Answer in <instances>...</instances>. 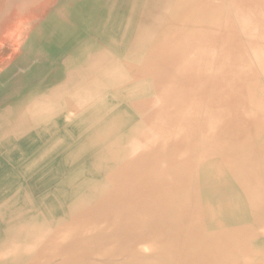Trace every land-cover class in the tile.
I'll use <instances>...</instances> for the list:
<instances>
[{
  "label": "bare ground",
  "instance_id": "6f19581e",
  "mask_svg": "<svg viewBox=\"0 0 264 264\" xmlns=\"http://www.w3.org/2000/svg\"><path fill=\"white\" fill-rule=\"evenodd\" d=\"M33 32L63 80L0 108V264H264V0H65Z\"/></svg>",
  "mask_w": 264,
  "mask_h": 264
},
{
  "label": "rangeland",
  "instance_id": "374dc122",
  "mask_svg": "<svg viewBox=\"0 0 264 264\" xmlns=\"http://www.w3.org/2000/svg\"><path fill=\"white\" fill-rule=\"evenodd\" d=\"M8 1L0 0V10L9 7ZM63 3L65 0H21L16 5L20 24L16 38L10 36L18 48L10 53L13 45L4 38L0 46V65L6 64L0 67V108L23 97L45 95L63 80V68L59 64L65 50L61 46L51 47L49 38L33 36L35 23L46 18L55 7ZM108 89V84L102 86L95 96L107 94ZM88 101L86 98L79 108L82 116L92 107L87 105Z\"/></svg>",
  "mask_w": 264,
  "mask_h": 264
},
{
  "label": "crops",
  "instance_id": "0c3cea01",
  "mask_svg": "<svg viewBox=\"0 0 264 264\" xmlns=\"http://www.w3.org/2000/svg\"><path fill=\"white\" fill-rule=\"evenodd\" d=\"M20 3L21 0H9L8 5L9 7H6L5 9L0 10V46L3 43V38L7 42H11L13 45L10 53H13L17 50L18 45L16 41H12L14 39L11 38L10 35H13V38H16L17 36V30H18V25L20 24L19 21L17 20V14H16V9H17V4ZM12 39V40H11ZM5 42V41H4ZM6 64H1L0 67H5Z\"/></svg>",
  "mask_w": 264,
  "mask_h": 264
}]
</instances>
